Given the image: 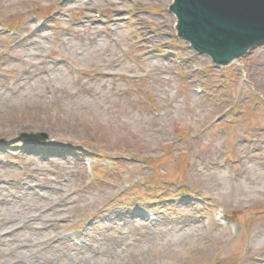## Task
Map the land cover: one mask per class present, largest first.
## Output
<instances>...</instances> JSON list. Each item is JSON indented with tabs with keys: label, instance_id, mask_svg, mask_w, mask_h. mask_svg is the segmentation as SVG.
<instances>
[{
	"label": "rangeland",
	"instance_id": "rangeland-1",
	"mask_svg": "<svg viewBox=\"0 0 264 264\" xmlns=\"http://www.w3.org/2000/svg\"><path fill=\"white\" fill-rule=\"evenodd\" d=\"M174 1L0 0V264H264V44L217 68Z\"/></svg>",
	"mask_w": 264,
	"mask_h": 264
},
{
	"label": "water",
	"instance_id": "water-1",
	"mask_svg": "<svg viewBox=\"0 0 264 264\" xmlns=\"http://www.w3.org/2000/svg\"><path fill=\"white\" fill-rule=\"evenodd\" d=\"M178 32L200 53L224 65L264 42V0H176ZM30 139L47 141L45 134Z\"/></svg>",
	"mask_w": 264,
	"mask_h": 264
},
{
	"label": "bare ground",
	"instance_id": "bare-ground-1",
	"mask_svg": "<svg viewBox=\"0 0 264 264\" xmlns=\"http://www.w3.org/2000/svg\"><path fill=\"white\" fill-rule=\"evenodd\" d=\"M100 47H101V44L95 46L96 49H99ZM44 73H48V74H49V72H48L47 70H45ZM57 74H58V73H56L54 76H56ZM62 75H63V74H62ZM62 75L60 74L59 76L57 75V76L55 77V80H57V81H56L57 85L59 84V79H62V78H63ZM53 78H54V77H53ZM46 80L48 81V79H46ZM48 82H49V81H48ZM56 83H55V84H53V83H51V84H50V83H47V84L43 83V84H41V83H40L39 86L42 87V88H44L45 90L52 91V90L55 89ZM90 259H92V257L88 256L87 263H88V261H89Z\"/></svg>",
	"mask_w": 264,
	"mask_h": 264
}]
</instances>
